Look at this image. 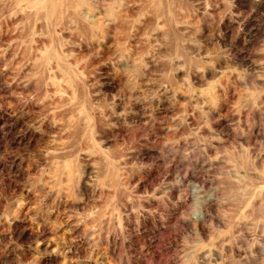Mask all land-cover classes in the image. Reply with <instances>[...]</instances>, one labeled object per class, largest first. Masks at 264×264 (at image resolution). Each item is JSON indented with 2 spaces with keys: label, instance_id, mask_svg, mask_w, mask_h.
I'll return each mask as SVG.
<instances>
[{
  "label": "rangeland",
  "instance_id": "obj_1",
  "mask_svg": "<svg viewBox=\"0 0 264 264\" xmlns=\"http://www.w3.org/2000/svg\"><path fill=\"white\" fill-rule=\"evenodd\" d=\"M0 264H264V0H0Z\"/></svg>",
  "mask_w": 264,
  "mask_h": 264
},
{
  "label": "bare ground",
  "instance_id": "obj_2",
  "mask_svg": "<svg viewBox=\"0 0 264 264\" xmlns=\"http://www.w3.org/2000/svg\"><path fill=\"white\" fill-rule=\"evenodd\" d=\"M49 246V245H48Z\"/></svg>",
  "mask_w": 264,
  "mask_h": 264
}]
</instances>
